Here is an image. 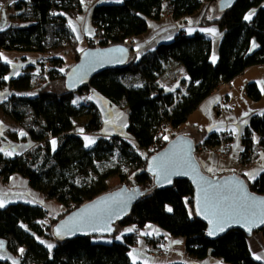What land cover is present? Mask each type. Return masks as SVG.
Here are the masks:
<instances>
[{"label": "trees", "instance_id": "trees-1", "mask_svg": "<svg viewBox=\"0 0 264 264\" xmlns=\"http://www.w3.org/2000/svg\"><path fill=\"white\" fill-rule=\"evenodd\" d=\"M218 1L123 0L120 4L95 5L90 19L94 37L99 41L93 44L87 40L86 48L122 45L129 49L130 58L123 67L96 75L87 87L76 92L64 90V78L82 52L75 48L77 41L68 23L82 13L81 0L15 3L16 24L0 31V90L5 86L11 90V95L0 103V111L26 133L34 147L12 158L0 153V176L3 183L13 175L25 178L33 191L65 209L51 216L39 205L15 203L0 208V240L8 253L19 259V264H134L129 250L142 237L138 232L146 225L161 229L171 238H183L184 252L191 259L212 257L224 264H260L248 250L249 237L240 231H230L214 241L205 237L206 227L195 218L193 191L187 181H174L172 187L158 190L146 172L149 157L180 134L203 100L245 70L264 65V0H238L212 17ZM204 4L198 26L214 25L222 31L215 63L211 61V41L198 32L191 36L178 32L170 43L144 53L130 46L133 39L146 33L149 20L159 21L165 15L175 21L193 17L203 10ZM165 6H169L168 14ZM253 12L252 19L246 21L245 15ZM67 49L74 52V62L63 68V61L56 54ZM3 51L37 54L41 58L35 67L24 68L20 76L6 82L10 68L1 58ZM44 55L60 70L44 72ZM174 67L182 71L184 92L171 91L159 82L164 72L172 74ZM30 89L34 90L33 95L18 94ZM90 92L124 110L125 132L131 141L123 139L125 136L99 137L103 121L98 108L86 100L73 104L76 95ZM245 93L253 102L261 98L254 83L246 86ZM83 119L86 121L82 131H77L75 123ZM163 124L170 126V133L162 141L156 139L155 133ZM84 135L98 137L86 147ZM219 135L208 136L202 142L204 150L220 146ZM51 140L56 141L54 150ZM231 141L227 134V149ZM242 144L240 163L249 166L260 152L264 153V114L250 118ZM112 178L118 182L110 187ZM247 184L251 192L264 196V173ZM122 186L138 187L147 193L116 224L109 241H95L89 236L55 240L52 228L60 219ZM128 226L135 227L133 232L117 240L119 230ZM260 232L264 240V228ZM153 236L165 241L161 236L146 235V243ZM49 244L53 245L51 249ZM0 264L12 263L0 259Z\"/></svg>", "mask_w": 264, "mask_h": 264}, {"label": "crops", "instance_id": "crops-1", "mask_svg": "<svg viewBox=\"0 0 264 264\" xmlns=\"http://www.w3.org/2000/svg\"><path fill=\"white\" fill-rule=\"evenodd\" d=\"M17 1L26 2L27 0H16V2ZM87 1L88 3H85V6L83 1L82 13L70 20L72 21V27L76 28V31L73 32V34L79 45L83 44L84 39H88L93 34L90 15L95 5L120 4L123 2V0H120V2H117V0ZM15 3H13L12 0H0V27L5 29L11 24H16L15 19H13ZM205 8L206 5L204 4L203 10L199 14L193 17L181 19L179 21L173 20L169 15L163 16L159 21L149 20L147 22L146 33L141 37L133 39L130 46L138 53H144L145 51L152 50L160 44L173 41L178 32H184L188 36L198 32L211 41V57H213L214 43L217 47L222 36V31L214 25L209 27L198 26L199 20L204 14ZM217 12L219 11L216 6V8L212 9L211 16L213 15L212 17H217V14H215ZM80 18L83 19L81 20ZM206 29H215L216 35L204 31ZM255 48L256 45L253 44L252 49ZM62 57L65 61V56ZM39 58L40 56H37L36 59L30 62H28L25 58L22 59L21 64H18L12 75H9V71L8 75L5 77L6 82L20 76L24 68L29 66L35 67L37 59ZM211 61L213 62V59ZM3 62L9 65V63L5 60H3ZM70 65L71 64H65V66ZM162 78H164L168 84L164 85L165 88L168 86L173 87L176 83L172 79V74L169 71H165ZM169 79L173 81L169 82ZM249 83L256 84L260 91L261 98L258 102H253L246 96L245 88ZM262 87H264V65L249 68L231 82L222 85L216 92L203 100L198 105L193 115L189 118V127L184 134H188L189 137L193 139L195 144H201L211 134L226 133L229 134L232 139L226 156H221L209 148L195 153V157L200 165V168L205 174L211 177L236 174L248 183H252L260 174L264 173V170H262L264 169L263 152H260L255 162L249 166H243L239 162V156L243 150L242 134L244 129L248 126L249 120L252 116L264 114V91H261ZM33 91V89H30L27 92L18 94L22 96L33 95ZM10 95L11 90L8 86L2 88L0 90V103L5 101ZM88 97H91V99H88ZM85 100L93 103L101 113L103 127L99 137H122L126 135L125 129L127 126V116L123 109L112 106L106 99L95 92L76 95L74 97L73 104L78 105ZM74 101L76 103H74ZM245 113H247V115H245ZM85 121L86 120L83 119L81 120V123L83 124ZM82 124H80V122L75 123L77 131L81 130ZM233 129L236 131L233 132ZM21 133H24V135H21ZM85 137H88L89 140L94 142L89 144V140H86ZM97 137L98 136L84 135L83 139L85 143L88 141V147H90L95 143ZM33 147L34 143L30 140L26 133L21 130L19 126L10 118L5 117L0 111V148H4L7 152H11L12 155H5L3 152L0 153L6 157L12 158L23 155ZM209 168H211L212 171H208ZM245 173L253 174L254 178L249 175H245ZM0 200L4 202V207L15 203L39 205L43 207L51 216L61 214L65 210L61 204L55 201L46 200L42 194L33 191L29 187L28 181L19 175L11 176L6 183L0 182ZM152 232V234L149 232L147 235L161 236L166 241L164 257L167 261L165 264H224L220 259L212 257L203 260L191 259L187 257L184 252V242L182 240L177 239L179 243H175L172 239L168 243L165 235L158 232V228L154 227ZM0 242H3V247L0 248V257L3 258L0 259H6L12 262L10 260L12 258L6 251L4 241L0 240ZM145 246L146 241L142 240L140 243L137 241V243L130 248L128 255L132 263L156 264L149 257ZM247 247L253 259L260 264H264V240L261 232L254 233L247 239ZM256 256H261L262 258L257 260Z\"/></svg>", "mask_w": 264, "mask_h": 264}, {"label": "water", "instance_id": "water-1", "mask_svg": "<svg viewBox=\"0 0 264 264\" xmlns=\"http://www.w3.org/2000/svg\"><path fill=\"white\" fill-rule=\"evenodd\" d=\"M238 0H219L217 9L222 12L232 7ZM124 49L125 51H118ZM130 58V51L126 46L113 45L105 48H86L84 49L76 64H74L65 74L64 90L66 92H76L87 87L93 77L105 71L114 70L123 67ZM196 145L187 134H179L170 140L163 149L153 154L147 160L146 172L152 177L153 188L163 190L172 187L174 181H187L193 191V210L195 218L201 221L205 227V237L214 241L230 231H240L245 236L250 237L254 233L260 232L264 225L253 226L251 232L247 226L242 227L239 224L227 226L224 231L213 236L208 235L212 225L201 210L198 214V208H203L204 192L202 188H208L207 181L211 184L210 193L218 197L240 196L241 193L254 198L259 204L264 201V196L257 195L250 191L247 182L236 174L211 177L205 174L195 157ZM162 159H173L179 161L176 171L182 174L172 175L171 182L164 180L160 175V169L156 167ZM204 178V181L200 180ZM147 192L141 191L138 187L127 188L122 186L109 193L101 195L91 202H88L75 211L65 215L52 228V235L57 241H67L81 237H102L111 238L115 233V226L118 222L127 217L133 205L143 197ZM118 213L119 215H115ZM98 216L100 219L95 225L85 223L82 217ZM108 217H111L109 220ZM65 225L70 227H79L78 231L68 232ZM95 228V230H93ZM57 229L60 235H56ZM108 229H111L110 231Z\"/></svg>", "mask_w": 264, "mask_h": 264}, {"label": "snow or ice", "instance_id": "snow-or-ice-1", "mask_svg": "<svg viewBox=\"0 0 264 264\" xmlns=\"http://www.w3.org/2000/svg\"><path fill=\"white\" fill-rule=\"evenodd\" d=\"M13 3L16 2V0H12ZM117 2H120V0H117ZM81 3H83V0H81ZM253 13H249L248 15H245L244 19L246 21L252 19ZM81 20L83 18H80ZM191 23V22H190ZM69 26L72 27V22L69 21ZM0 31H3V27H0ZM72 31L75 32L76 28L72 27ZM204 31H207L213 35H216L215 29H206ZM79 38V37H78ZM118 51H125L124 49H119ZM7 63H11V61H6ZM213 62H215V58L213 59ZM261 91H264V87L261 88ZM88 99H91V97H88ZM74 103H76L74 101ZM247 115V113H245ZM211 130V129H210ZM82 131V130H81ZM233 132L236 130L233 129ZM21 135H24V133H21ZM86 140H89L88 137H85ZM164 139H167L165 136ZM94 141L89 140V144ZM53 150L55 149L56 141H51ZM89 144H86L85 146L88 147ZM0 152H3L5 155H12L11 152H7L4 148H0ZM179 161L173 160V159H162V161L156 165L160 169V175L164 177V180L167 182H171V176L172 175H178L182 174L176 171V168L178 167ZM264 170V169H262ZM208 171H212L211 168L208 169ZM245 175H249L250 177L254 178L253 174L251 173H245ZM201 181H204L203 177H200ZM205 184H208V188H202V191L204 192V198H203V208H198V214L202 210L205 213L206 218L209 220V223L212 225V227L208 231L209 236H213L219 232H222L225 230L227 226H230L232 224H239L242 227L247 226V230L251 232L253 226H259L264 225V201L257 204L254 200V198L249 197L246 194L241 193L240 196L233 195L232 197H218L214 193L209 192V188H211V184L207 181H204ZM4 207V202L0 200V208ZM169 212L172 211L171 208L168 209ZM115 215H119L118 213H115ZM100 219L98 216H87L82 217L83 222L90 223L95 225V223ZM110 220L111 217H108ZM65 228L68 232H75L79 230V227H70L68 225H65ZM95 230V228H93ZM109 231L111 229H108ZM128 231H132V229H128ZM56 235H60V230L57 229ZM120 237H117L119 239ZM41 243H44V241H40ZM179 243V241L175 242ZM3 247V242H0V248ZM53 245L49 244L48 248L51 249ZM21 253L23 252V249H20ZM3 258V257H0ZM261 256H256V259H261ZM13 264H16L14 261Z\"/></svg>", "mask_w": 264, "mask_h": 264}, {"label": "rangeland", "instance_id": "rangeland-1", "mask_svg": "<svg viewBox=\"0 0 264 264\" xmlns=\"http://www.w3.org/2000/svg\"><path fill=\"white\" fill-rule=\"evenodd\" d=\"M84 1V6H85V3L87 4L88 3V1L87 0H83ZM71 20V19H70ZM69 20V21H70ZM72 22V21H71ZM69 23V22H68ZM176 25V24H175ZM4 29V28H3ZM87 40L88 39H84V42H83V44H81V45H79L78 43L76 44V50L77 51H83L84 49H86V45L84 44L85 42H87ZM168 43H170V42H168ZM165 44H167V43H165ZM85 47V48H84ZM217 49H218V46L216 47V45H215V43H214V53H213V57H211L212 59H214L215 58V62L217 61ZM59 54V55H58ZM58 54H56V56L58 57V56H60V58L62 59V61H63V68L64 67H67V66H65V64H71L72 65V63L74 62V52H72L71 51V49H67L66 51H64V52H60V53H58ZM39 57V55H37V54H31V53H20V52H14V51H3V52H1V58H2V60H5V61H11V63H9V65H10V73H9V75H12L13 73H14V71H15V68L18 66V64H21V62H22V59H27V61L28 62H30V61H32V60H34V59H36V57ZM62 56H65V61H64V59H63V57ZM41 58V57H40ZM39 58V59H40ZM39 59H37V60H39ZM211 59V60H212ZM215 62H213V63H215ZM37 63V62H36ZM165 78V77H164ZM164 78H160V80H159V82H160V84L162 85V86H164V85H168L167 83H166V80H164ZM182 78H184V76H183V74H182V71L181 70H179V69H175V71H172V79L176 82L175 83V85L173 86V87H171V86H168L167 87V89H170V90H172V91H174V90H178V89H180L181 90V92H184V90L186 89V83H184V82H182ZM164 80V81H163ZM173 80H171V79H169V82L170 81H173ZM165 87V86H164ZM171 87V88H170ZM78 104V103H77ZM80 122V124H82L81 123V120L79 121ZM189 122L190 121H187V123L183 126V128L180 130V134H182V133H186V131L188 130V127H189ZM125 137H126V135H124ZM123 137V136H122ZM86 144H88V141L85 143V145ZM0 182H2V181H0ZM117 182H118V180L117 179H114V178H112V179H110L109 180V182H108V185L110 186V187H112V186H115L116 184H117ZM148 228H151V229H148ZM128 229H132V231H128ZM135 229V227H133V226H128V227H124V228H121L120 230H119V235L117 236V237H120L119 239H117V240H122V236H124V235H127V234H129V233H131V232H133V230ZM152 229H154V226L153 225H146L143 229H141L138 233H140V235L142 236V237H140L139 239H138V243H140L142 240H145V237H146V235L149 233V232H151V234L153 233L152 232ZM149 230V231H148ZM158 232L160 233V234H164L165 235V238H166V240L168 241V243H169V241L170 240H174L175 242H177V239H179V240H182L183 242H184V244H185V240L183 239V238H171V237H169L165 232H163L161 229H158ZM93 239L95 240V241H109L108 240V238L107 237H105V238H102V237H93ZM9 254V253H8ZM9 256L12 258V259H10L12 262V264H13V262L15 261L16 262V264H19V259L18 258H13L10 254H9ZM149 257L151 258V260H153V262L154 263H156V264H165L166 263V259H165V257H163L162 259H153L150 255H149Z\"/></svg>", "mask_w": 264, "mask_h": 264}, {"label": "built area", "instance_id": "built-area-1", "mask_svg": "<svg viewBox=\"0 0 264 264\" xmlns=\"http://www.w3.org/2000/svg\"><path fill=\"white\" fill-rule=\"evenodd\" d=\"M165 13L168 14L169 12V6H165L164 8ZM88 41L93 43V44H97L99 39L94 37V34H92L89 38ZM49 56L48 55H44L42 56V68L44 72H48L50 71L52 68L55 70H60L59 66H53L51 64V62L49 61ZM176 67L173 68L172 71H175ZM170 126L168 124H163L161 125L156 133H155V137L158 140H164V137L169 134L170 132ZM110 137V136H108ZM107 137V138H108ZM219 141L221 142L220 146L217 147H211L209 149H211L212 151L216 152L217 154L221 155V156H226L228 149L226 148L225 140L227 138V134H220L219 135ZM123 139H125L126 141H131L130 138L123 137ZM196 148H195V152H201L202 150H204L203 148V144H195ZM241 161V155L239 156V162ZM0 181H2V178L0 176ZM165 248H166V242L164 240H158L156 237H150L146 243L145 249L146 252L148 253V255H150L153 259H162L165 256Z\"/></svg>", "mask_w": 264, "mask_h": 264}]
</instances>
